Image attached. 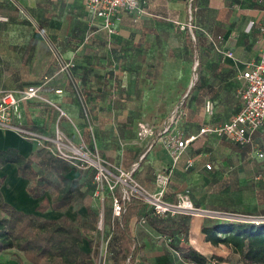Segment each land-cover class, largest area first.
I'll return each mask as SVG.
<instances>
[{"label":"crops","instance_id":"0c3cea01","mask_svg":"<svg viewBox=\"0 0 264 264\" xmlns=\"http://www.w3.org/2000/svg\"><path fill=\"white\" fill-rule=\"evenodd\" d=\"M138 3L141 12L136 15L120 11L114 22L115 32L108 34L102 20L86 8L84 0H0V89L39 86L40 95L51 103L39 98L21 100V118L15 119L14 124L49 139L62 135L74 145H95L102 158L121 169L132 170L137 181L152 190L157 188L155 173L171 166V158L160 143L148 147L150 139H138L137 124L158 126L181 103L186 114L178 128L182 135H189L202 124L222 123L237 113L242 106L240 73L249 62L257 60L262 44L264 0ZM189 22L192 33L187 29ZM206 34L220 36L219 43L232 51L233 57L216 52ZM107 35L115 52L103 55ZM55 51L65 61L73 60L74 65L61 69ZM103 56H110L106 66H102L106 60ZM195 57L199 64L197 79L192 74ZM206 100L211 101V113L205 111ZM260 130L264 127L253 135L252 143L259 136L264 139V135H257ZM203 139L191 143L172 168L163 195L166 200L175 201L177 190L189 181L204 182L200 168L191 172L180 167L190 157V147ZM249 147L248 156L258 158L253 145ZM9 148L29 157L37 175L59 183L57 172L45 168L48 152L22 134L0 127V150ZM89 170L72 168L63 174L69 179L77 178L81 192L63 211L51 207L37 211L43 198L51 201L52 189L38 198L31 197L27 192L29 180L18 175L15 163L0 165V190L4 201L18 210L48 218L64 214L73 221L80 216L78 223L85 226L93 224L87 211L92 190ZM144 207V211L150 210L145 204ZM168 216L180 218L177 214ZM216 219L223 222L208 215L190 216L186 222L189 245L207 258L204 264H233L227 256L232 252L230 248L219 245L227 250L221 253L220 247L204 240L202 224ZM113 220L111 214L106 224L102 217L98 222L99 231L107 240V253L99 255L100 242L97 264H114V255L120 249V238L112 230ZM93 226H97L95 222ZM130 228L134 245L139 247L132 264H199L176 251L175 247L188 246L178 232L166 235L156 231L143 214L131 220ZM88 231L82 229L84 235ZM20 254L17 260L0 252V264H31ZM214 255L223 261L212 258Z\"/></svg>","mask_w":264,"mask_h":264},{"label":"built area","instance_id":"2783aa9c","mask_svg":"<svg viewBox=\"0 0 264 264\" xmlns=\"http://www.w3.org/2000/svg\"><path fill=\"white\" fill-rule=\"evenodd\" d=\"M86 8L96 17L102 20V26L108 34L115 32L114 22L120 11H128L138 15L141 12L138 0H84ZM3 17H0V19ZM184 28V26H182ZM187 29L192 33L193 25L189 22ZM262 44L257 60L249 62L247 67L240 73L242 86L239 94L242 106L239 111L231 115L222 123L202 124L196 133L182 135L178 126L184 118L186 112L181 103L176 105L168 116L158 126L138 123L137 137L141 141L150 139L148 147L153 143H160L171 158V166L155 173L156 191H150L138 182L132 175V170L121 169L114 163L102 158L100 153L93 145H74L66 141L62 135H55L54 138H47L35 135L28 129L14 124L15 119L21 118L20 101L39 98L46 102L45 97L40 95V87L34 84L17 89H0V127L12 129L29 140L34 141L52 156L68 162L71 166L79 170L91 169L93 180V197L104 200L103 194L109 193L111 202V214L114 220L124 211L123 202L134 197L140 199L151 211L158 216L166 215H208L214 211L199 210L195 207L188 188L176 194L175 201H167L163 198L166 185L170 179L172 168L177 165L188 146L194 141L205 138L208 135H216L237 143L241 146L252 145L253 135L264 127V27H261ZM212 47L216 52L225 56L233 57L230 50L224 49L219 43L220 36L213 37L206 34ZM55 55V54H54ZM57 58V55H55ZM58 59V58H57ZM60 68L69 69L74 65L73 60H59ZM198 61L195 62V65ZM51 103V102H50ZM58 108V107H57ZM204 108L207 113L212 112L211 101L206 100ZM59 109V108H58ZM254 150L258 158H264V151ZM194 161L187 157L182 165L183 170L193 167ZM205 167L210 169V164ZM197 210L200 211L197 212ZM197 212V213H196ZM216 214H221L215 212ZM223 216H229L222 213ZM229 220L264 223V215H231ZM112 221L113 226L115 221ZM107 240L100 244L99 255L107 253Z\"/></svg>","mask_w":264,"mask_h":264},{"label":"trees","instance_id":"16d2710c","mask_svg":"<svg viewBox=\"0 0 264 264\" xmlns=\"http://www.w3.org/2000/svg\"><path fill=\"white\" fill-rule=\"evenodd\" d=\"M6 163H15L18 175L29 180L27 192L31 197L38 198L47 189H52L51 201L43 198L36 207L39 212H44L49 207L63 211L72 203L75 195L81 194L79 180L63 175L74 167L51 154L46 159L45 168H52L57 172L59 183L51 181L46 175H37L30 158L20 155L16 149L0 150V165ZM2 184L3 177L0 176V188ZM93 188L92 185V197ZM123 206L124 211L119 220L114 222L112 229L120 238V249L114 255V264L133 263L139 247L134 245L130 222L140 214L160 233L171 235L174 231L178 232L188 244L185 248L175 247L184 258L199 264L207 262L204 255L189 245L186 223L189 215L177 214L180 218L158 216L151 209L144 211V203L134 197L123 202ZM0 211L4 214V217H0V252L15 248L31 264H93V257L98 255V247L92 246L93 240L87 239L80 228V216L73 221L64 214L48 218L24 212L5 202L1 190ZM91 216L95 222L96 214ZM201 232L205 241L214 246L224 245L238 254L239 264H264V223L233 220L219 222L216 219L210 224H202ZM81 243H85L87 250L80 246ZM212 258L223 261L219 256L214 255Z\"/></svg>","mask_w":264,"mask_h":264},{"label":"rangeland","instance_id":"374dc122","mask_svg":"<svg viewBox=\"0 0 264 264\" xmlns=\"http://www.w3.org/2000/svg\"><path fill=\"white\" fill-rule=\"evenodd\" d=\"M196 50L199 53V49L197 48ZM114 52L115 49L111 47L110 36L107 35V38L104 37L102 53L103 55H109ZM54 54L57 55L58 59L56 56L55 59L58 64L59 60L63 59V57L58 51H55ZM103 58H106V60H103L102 66H106L110 62V56H103ZM196 61L197 58L195 57L192 63V74H195V79H197V68L199 65H195ZM257 135H264V130H260ZM252 145L254 149H264V139L259 136L253 140ZM89 147L92 148L93 146ZM190 149L192 150H190L189 156L196 163L188 171L193 172L196 170L195 168H200L204 182L189 181L177 191L180 192L184 188L190 189V198L194 206L198 207L199 210L214 211L210 215L218 218L220 221H228L231 215L238 214L264 215V159L251 158L248 156L251 151L249 146H241L216 135H208L198 145L196 144V146H192ZM206 163L210 164V169L205 167ZM180 167H182V163ZM88 174V178L91 176L93 185L92 171L89 170ZM51 177L56 180L54 175H51ZM149 190L156 191L157 188ZM103 197L104 200H100V198L91 197L88 194L87 211L91 215L96 214L97 219L95 223L97 226H93L94 221L93 224L87 223L85 226L79 223L82 229L84 228L85 231L89 230L88 233L92 232L90 235L87 233L84 236L87 239L93 240V247H98L100 242L104 244L106 240L105 234L102 236L99 231L98 222L102 217L106 224L111 216L109 193H104ZM79 200L81 199L77 198V201ZM195 201L200 205H196ZM199 210L197 212L200 213ZM216 211L221 214H216ZM222 213H226L229 216H223ZM0 217H4L1 211ZM218 247H220L221 253H223L222 250L227 251L222 246L218 245ZM82 248L87 249L85 246H82ZM4 252L20 260L21 254L17 249L10 248ZM227 256L231 257L233 264H239V257L236 253L229 252ZM98 257V255L93 257V264H97Z\"/></svg>","mask_w":264,"mask_h":264},{"label":"bare ground","instance_id":"6f19581e","mask_svg":"<svg viewBox=\"0 0 264 264\" xmlns=\"http://www.w3.org/2000/svg\"><path fill=\"white\" fill-rule=\"evenodd\" d=\"M195 215H198V214H195Z\"/></svg>","mask_w":264,"mask_h":264}]
</instances>
